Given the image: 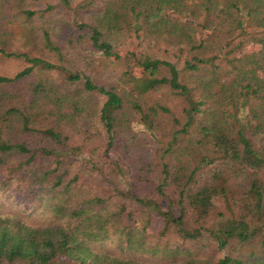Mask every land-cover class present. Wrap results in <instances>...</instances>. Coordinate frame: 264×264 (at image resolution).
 <instances>
[{"label":"trees","instance_id":"1","mask_svg":"<svg viewBox=\"0 0 264 264\" xmlns=\"http://www.w3.org/2000/svg\"><path fill=\"white\" fill-rule=\"evenodd\" d=\"M88 8L63 45L0 0V189L49 219L0 214V264H264V0Z\"/></svg>","mask_w":264,"mask_h":264},{"label":"rangeland","instance_id":"2","mask_svg":"<svg viewBox=\"0 0 264 264\" xmlns=\"http://www.w3.org/2000/svg\"><path fill=\"white\" fill-rule=\"evenodd\" d=\"M90 0H69L65 2L64 0H29V4L32 10L37 11V16L34 18V25L37 28L44 26L45 24H51L55 31L53 34L56 35L58 42L64 45V37H67L68 33L65 30H62L63 20L67 17L71 19L81 18V14L84 12V9L88 8ZM20 22H23L22 18L16 17L12 22V28L16 32L19 30ZM211 34L206 32L205 37ZM17 35V34H16ZM11 38L7 39V49L12 52L19 48V45H16L14 39L11 41ZM131 44V43H130ZM121 54L129 52H134L135 47L133 45L127 46L126 48L122 47ZM260 49L259 45L253 44L244 48V52L258 51ZM243 52V53H244ZM90 61L93 65L99 66L101 58L98 54L89 55ZM29 65L23 60H13V59H4L0 57V74L14 75L22 69L28 67ZM90 73V72H89ZM92 74V73H90ZM56 78V76H55ZM35 78L31 77L26 81L11 84L7 87V91L10 94L18 95L19 98L29 99L30 85L35 82ZM18 189L10 188L7 190L0 189V214L6 216H16L21 219L23 222L27 223L30 226L42 227L45 224H48L49 219L43 214V210H33L26 207L21 201L20 196L17 195ZM97 249H101L104 252H108L113 255H120L122 257H132L129 254L122 252L116 245L111 241H106L102 245H97ZM138 259H146V257L138 256Z\"/></svg>","mask_w":264,"mask_h":264}]
</instances>
